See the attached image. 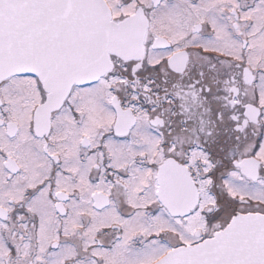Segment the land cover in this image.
<instances>
[{"label":"snow or ice","instance_id":"snow-or-ice-1","mask_svg":"<svg viewBox=\"0 0 264 264\" xmlns=\"http://www.w3.org/2000/svg\"><path fill=\"white\" fill-rule=\"evenodd\" d=\"M0 264H264V0H0Z\"/></svg>","mask_w":264,"mask_h":264}]
</instances>
